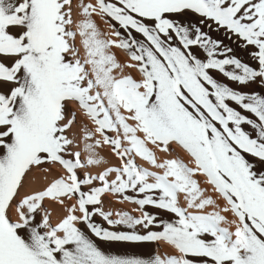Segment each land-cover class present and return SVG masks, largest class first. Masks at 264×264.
<instances>
[{
    "label": "snow or ice",
    "instance_id": "snow-or-ice-1",
    "mask_svg": "<svg viewBox=\"0 0 264 264\" xmlns=\"http://www.w3.org/2000/svg\"><path fill=\"white\" fill-rule=\"evenodd\" d=\"M72 5L0 0V264H195L191 258L264 264V95L232 86L264 84V0H97L81 3L87 19L78 31ZM93 14L109 18L119 42L102 38ZM189 16L198 19L186 21ZM213 25L253 47L255 67L203 30ZM113 47L128 52L136 63L127 67L138 68L140 80L115 74L122 65ZM69 105L103 136L81 137L93 141L83 149L87 159L73 151L79 145ZM149 143L164 152L179 145L195 167L181 159L158 162ZM106 144L122 163L93 175L90 168L107 163L97 152ZM137 157L163 173L139 166ZM54 166L62 173L43 190L22 195L33 172L47 174ZM111 194L142 215L106 211ZM46 201L68 214L53 224ZM101 242H163L172 251L112 255Z\"/></svg>",
    "mask_w": 264,
    "mask_h": 264
},
{
    "label": "bare ground",
    "instance_id": "bare-ground-1",
    "mask_svg": "<svg viewBox=\"0 0 264 264\" xmlns=\"http://www.w3.org/2000/svg\"><path fill=\"white\" fill-rule=\"evenodd\" d=\"M81 3L83 4H97V0H73V20L75 21L74 30L78 31V28H76V25H79L80 23L84 22L87 17L84 16L82 9L80 7ZM91 19L94 21V23L97 25L98 30L103 34L102 38L104 39H111L116 40L119 42V38L114 34V29L112 27V22H109V18L102 17L101 15L93 14ZM187 20H191V22L195 23V19L191 16L185 18ZM117 29L120 30L123 33V29H119V26L117 25ZM205 32L209 33L210 36L214 39H219L223 42V46L230 47L233 51L231 55L239 58L242 62L248 63L250 66L255 67L256 61L253 59L251 53L255 50L253 47L248 46L245 47L244 42L240 40L239 38L235 36H230L229 33H227L224 30L216 31L215 25H213L211 28L204 27L203 29ZM137 39H141V37L137 36ZM83 38L77 35L75 40V47L79 51L78 59H85V49L82 44ZM110 51L114 53L117 57L118 62L122 65V69H119L116 71V75L118 76H131L134 79L140 80L139 77H142V74L139 72L138 68H131L127 67L128 64H134L135 61H132L128 52L124 49L120 48H111ZM199 57L203 60L205 59V56L203 53L199 54ZM137 71V73H136ZM139 74V75H138ZM225 83H229L227 81H224ZM234 88H238L240 91L244 93H259L264 95V84L257 81L255 83H251L247 86H238V85H232ZM69 114L75 115L76 124L73 128V132L71 135L76 139L77 144L79 147L74 146L73 151L74 152H81V158L87 159L88 153L86 151H83V149L86 146V143H92L93 141H86L85 139H82L81 137H86L89 132H92L95 134L97 125L94 124V127H91L86 123L79 115V113H82V111L76 106V105H69L68 106ZM124 115L126 112H124ZM88 118V117H87ZM90 119V118H88ZM91 121V119H90ZM89 122V121H88ZM131 122V121H129ZM94 123V122H92ZM132 123V122H131ZM134 126V124H133ZM112 132V131H111ZM110 131L107 132V135L111 138H120L121 134L113 131V134ZM140 135V134H139ZM141 136V135H140ZM141 138H143L141 136ZM95 139L96 135H95ZM125 147H128L129 145L125 143ZM151 150L156 152V155L158 157V162H165L170 159H181L184 163H186L189 167H195V162L193 158L185 151L183 150L179 145L173 143L170 144L168 147L170 149L169 152L160 151L154 148L153 145L148 144L147 145ZM97 152L101 158H103L107 163L105 165L95 166L90 168L88 171H91L93 175H96L98 172L102 173L103 170L106 169L108 166H118L122 163L117 157H115V154L112 150L111 145H103L102 148H98ZM136 162L139 166L149 170V171H156L159 174L163 173V170L156 169L153 166L150 165V163L144 161L142 158L137 157ZM258 170L259 166H258ZM62 170L58 167H53V172L45 174L44 172L37 170L33 172L29 177L25 184L24 194H29L33 192H38L40 190H43L52 180L56 178L58 174H61ZM66 175V173H63ZM81 174H86L84 172H81ZM115 177L112 176L110 179H114ZM200 182V187L202 189H207L206 195L211 196L213 199L217 200V203L220 204L221 207L225 205V201L219 197V194L216 193L212 186L207 183V180L204 176L197 175L195 177ZM129 195L135 196V193H128ZM74 202V201H73ZM181 206L187 207L186 201L184 200L183 195L180 197ZM121 203V204H120ZM45 207L47 208L50 217L51 222L53 224L58 223L62 218H64L68 213L65 208H61L58 204L52 203L51 201L45 202ZM105 210L112 211L115 213H122V212H128L129 214L140 217L142 215V212L138 210V206L134 203L124 201L121 202L120 199L114 195H108L105 197ZM150 213L158 214L162 219L165 221L170 219V215L166 212H162L160 210H157L153 207H148L146 209ZM214 209L209 207L206 209V211L211 212ZM189 211H194L193 209H189ZM228 216L229 219H233L231 213L225 214ZM113 219H117L118 216L113 215ZM15 219V217H14ZM98 222L102 223L103 226L108 227L105 223L102 221ZM82 229H84L87 232V229L84 228V225H78ZM118 231H130L129 229L124 228L123 226H118ZM100 246L102 249L112 255H121V256H137V257H143L147 258L152 256L153 254H159V255H165L169 251H172L169 249L166 245L163 244V242L160 243H145V244H131V243H124V242H101ZM194 260L195 264H199L200 258H191Z\"/></svg>",
    "mask_w": 264,
    "mask_h": 264
},
{
    "label": "rangeland",
    "instance_id": "rangeland-1",
    "mask_svg": "<svg viewBox=\"0 0 264 264\" xmlns=\"http://www.w3.org/2000/svg\"><path fill=\"white\" fill-rule=\"evenodd\" d=\"M133 68V67H131ZM137 73V71H136ZM139 75V74H138ZM141 79V77H139ZM81 115H79L86 123H88V125H90L91 127L95 128L94 127V123H92V121H90V119H88L83 113H79ZM124 114V113H123ZM127 114V113H126ZM89 121V122H88ZM129 122V121H128ZM132 122V123H131ZM129 122L130 124H135V122L131 121ZM111 132V131H110ZM113 134V131L111 132ZM95 135H96V138L97 140H100V141H103V136H101L98 132L95 131ZM142 137H143V134H140ZM121 138V136H120ZM150 144V143H149ZM151 145V144H150ZM116 157V155H115ZM200 176V175H199ZM121 204V203H120ZM232 215V214H231Z\"/></svg>",
    "mask_w": 264,
    "mask_h": 264
}]
</instances>
